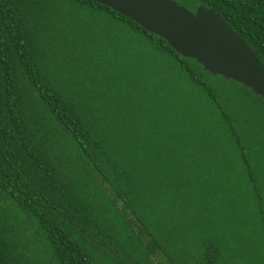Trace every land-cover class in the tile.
Returning <instances> with one entry per match:
<instances>
[{
    "label": "trees",
    "instance_id": "16d2710c",
    "mask_svg": "<svg viewBox=\"0 0 264 264\" xmlns=\"http://www.w3.org/2000/svg\"><path fill=\"white\" fill-rule=\"evenodd\" d=\"M204 5L264 65V0ZM264 264V100L92 0H0V264Z\"/></svg>",
    "mask_w": 264,
    "mask_h": 264
},
{
    "label": "water",
    "instance_id": "95a60500",
    "mask_svg": "<svg viewBox=\"0 0 264 264\" xmlns=\"http://www.w3.org/2000/svg\"><path fill=\"white\" fill-rule=\"evenodd\" d=\"M162 37L183 57L205 71L231 79L264 100V65L252 49L213 9L193 13L174 0H92Z\"/></svg>",
    "mask_w": 264,
    "mask_h": 264
},
{
    "label": "rangeland",
    "instance_id": "374dc122",
    "mask_svg": "<svg viewBox=\"0 0 264 264\" xmlns=\"http://www.w3.org/2000/svg\"><path fill=\"white\" fill-rule=\"evenodd\" d=\"M104 264V263H103ZM105 264H108V263H105Z\"/></svg>",
    "mask_w": 264,
    "mask_h": 264
}]
</instances>
